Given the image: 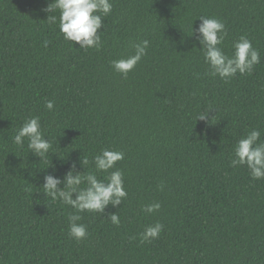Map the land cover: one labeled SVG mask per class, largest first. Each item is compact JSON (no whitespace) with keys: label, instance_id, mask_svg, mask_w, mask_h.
<instances>
[{"label":"trees","instance_id":"16d2710c","mask_svg":"<svg viewBox=\"0 0 264 264\" xmlns=\"http://www.w3.org/2000/svg\"><path fill=\"white\" fill-rule=\"evenodd\" d=\"M50 2L0 0V264H264V179L230 163L250 130L264 141V0H111L102 45L87 50L46 20L59 16L43 11ZM200 15L224 23L225 54L251 41L260 63L250 74L209 75L190 35ZM144 39L147 54L123 78L110 62ZM32 116L52 144L45 159L12 140ZM103 149L124 153L109 172L122 171L127 196L79 213L88 235L77 241L75 210L44 193L43 177L62 179L74 161L95 171ZM154 202L158 211H142ZM157 222L158 237L142 242Z\"/></svg>","mask_w":264,"mask_h":264},{"label":"clouds","instance_id":"9594fccd","mask_svg":"<svg viewBox=\"0 0 264 264\" xmlns=\"http://www.w3.org/2000/svg\"><path fill=\"white\" fill-rule=\"evenodd\" d=\"M112 7L111 0H51L43 11L50 13L59 11L58 17L48 15L46 20L50 24L58 22L59 31L66 41L75 42L78 47L87 50L88 48L99 49L101 47L102 41L98 30L104 24L103 19L112 12ZM197 17L200 23L196 28H193L192 21L190 35L198 33L196 35V40L200 45L198 49L201 50L205 62L209 65V75L218 76L227 81L237 73L240 75L250 74L254 66L260 63L259 51L253 48L251 41L246 36H240L233 41V51L229 56L220 47L226 35L224 23L214 17L203 15ZM47 44L48 42L45 41L44 46L47 47ZM149 44L147 39L132 43L133 52L130 55L110 62L113 70L126 79L128 73L147 54ZM44 107L49 111L53 110L54 101L46 100ZM206 114H200L197 118L208 119ZM25 138L28 141L27 148L38 156L39 160L48 157L52 144L41 129L39 117L27 118L17 129L12 140L17 147L22 148ZM233 157L230 161L233 167L246 165L252 179H264V141H261V131L252 129L247 135L240 138L233 148ZM123 158V152L103 149L93 157L95 171L87 173H84V170L79 171L77 163L74 161L62 179L50 173L44 175L42 183L44 193L53 201L60 200L75 210L68 217V235L70 237L79 241L88 235L86 226L77 223L82 218L79 213L89 211L102 214L109 204L116 207L127 196L122 171L117 168L109 172L114 168L116 162ZM79 163L84 169V165H87L89 161L87 158L83 160L80 158ZM97 172L109 174L106 180H101L97 178ZM61 184L63 187H59ZM82 184L86 186L81 187ZM159 209V202L142 206V211L146 213H152ZM109 219L114 225L120 223V218L116 213H110ZM162 228L163 225L158 222L145 227L141 233L142 242L157 238Z\"/></svg>","mask_w":264,"mask_h":264}]
</instances>
